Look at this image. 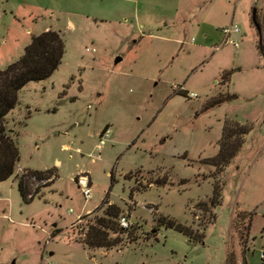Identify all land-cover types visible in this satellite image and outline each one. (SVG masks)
<instances>
[{"label": "rangeland", "instance_id": "rangeland-1", "mask_svg": "<svg viewBox=\"0 0 264 264\" xmlns=\"http://www.w3.org/2000/svg\"><path fill=\"white\" fill-rule=\"evenodd\" d=\"M180 3L0 0V69L44 30L59 32L64 48L54 73L19 90L7 115L20 160L0 182V264H226L227 257L264 264V0H202L190 12L200 25L187 32L177 20ZM231 24L238 47L212 50ZM172 84L197 96L174 93ZM226 93L237 98L205 109ZM224 117L249 121L253 131L216 172L210 158ZM47 169L55 177L31 178L33 200L25 203L17 178ZM84 174L88 200L76 183ZM213 186L222 195L215 208ZM104 199L126 213L130 228L112 249H87L83 232L103 214ZM159 216L204 234L195 242L158 226ZM234 222L249 232L240 236Z\"/></svg>", "mask_w": 264, "mask_h": 264}, {"label": "trees", "instance_id": "trees-1", "mask_svg": "<svg viewBox=\"0 0 264 264\" xmlns=\"http://www.w3.org/2000/svg\"><path fill=\"white\" fill-rule=\"evenodd\" d=\"M63 55L64 48L62 37L59 32L54 30H44L30 39L29 44L25 47L24 54L21 55L16 62L11 63L10 65L8 64L4 69H0V182L8 180L15 175L16 166L20 160L17 134L13 129L7 127V115L18 102L17 94L19 90L29 82L44 80L53 74L58 68ZM224 72L221 80L227 83L229 78H231V72ZM180 94L187 98L188 92L184 91L180 92ZM236 98L237 95L234 93L216 95L205 104V109ZM223 121L224 124L220 148L218 153L210 158V164L214 166L216 172H221L227 165H229L239 149L242 148L244 144V136L249 131H252L250 125L239 124L234 121V119L232 120L225 117ZM52 177H55V174L51 169L45 171L25 170V172L17 178L18 189L23 201L29 203L33 200L34 194L30 187L31 178H34V180L45 181ZM216 189L217 187L213 186V199L210 200L212 208L220 205V201L222 200V195L219 189ZM104 204L106 205L103 209V214L96 218L92 225L89 224L87 229L83 232L84 240L82 243L87 249H112L121 244L119 234L128 232L129 230L121 227L118 223L119 216L123 214L121 208L116 204H109L107 199H104ZM241 215L242 216L238 218L239 221L246 218L245 213H242ZM214 217L215 216H212L209 222L214 221ZM157 221L158 226L161 225L175 228L195 242L200 241L204 234L202 231H193L190 227H186L174 219L159 216ZM248 227L249 224L248 226H242L240 223L239 225H236L235 223V228L240 232V236L244 234V231L249 232ZM157 229L158 227L156 230ZM57 234L58 231L56 230L52 238ZM111 235L115 236L112 237ZM226 264L236 263L235 261H232L230 257H227Z\"/></svg>", "mask_w": 264, "mask_h": 264}, {"label": "built area", "instance_id": "built-area-1", "mask_svg": "<svg viewBox=\"0 0 264 264\" xmlns=\"http://www.w3.org/2000/svg\"><path fill=\"white\" fill-rule=\"evenodd\" d=\"M220 33L222 35V40L220 43H216L213 46L214 50H219L221 48H223L224 46L230 45L233 46L235 48L238 47V42L236 41V39L233 38V35H238L240 33L239 28L236 24H231L229 26H224L220 29ZM172 90L174 93H180V92H184L187 91L185 89L184 86L182 85H178V84H172L171 86ZM188 92V91H187ZM197 94L194 92H188L187 98H193L196 97ZM111 134V129L109 126L105 127L101 134H100V144L98 145V148L100 149L103 145H105L106 141L109 139ZM78 188L80 189V191L82 192L83 198L85 200H88L91 196V186H90V177L88 175H80L79 179H77L76 181ZM78 220L74 223V227L77 229H80V222H81V218H77ZM118 223L121 227L129 229L130 228V223L127 219L126 213L124 212L122 215L119 216L118 218ZM82 229V227H81ZM80 229V230H81ZM260 257L261 259H264V252L260 253Z\"/></svg>", "mask_w": 264, "mask_h": 264}, {"label": "crops", "instance_id": "crops-1", "mask_svg": "<svg viewBox=\"0 0 264 264\" xmlns=\"http://www.w3.org/2000/svg\"><path fill=\"white\" fill-rule=\"evenodd\" d=\"M187 1V2H185ZM202 0H181V3H180V6L179 8L177 9V14H180V17L177 19L178 20V23H180V28H182L185 32L188 31L189 27L191 25L193 26H198L200 25L196 20H195V17H192V19L190 18V12H191V9L193 8H202V4L200 3ZM212 50H213V47H212ZM221 49H217L215 51H220ZM261 67H264V63L261 65ZM225 118V117H224ZM223 118V119H224ZM236 122H238V120H235ZM246 121V120H245ZM239 121L240 124H247V125H250L251 128L253 129V126L251 125V123H249V121ZM224 122V121H223ZM222 130H223V126H222ZM253 131V130H252ZM251 131H249L245 136H244V144L243 146L245 145V143H247V140H248V136L250 134ZM221 135H222V131H221ZM242 146V148H243ZM240 151H241V148L240 150L238 151V153L236 154V156L233 158V160H231L232 162L234 161V159L236 160L237 156L240 154ZM216 155V154H215ZM228 166V165H227ZM226 166V167H227ZM236 168V167H235Z\"/></svg>", "mask_w": 264, "mask_h": 264}, {"label": "water", "instance_id": "water-1", "mask_svg": "<svg viewBox=\"0 0 264 264\" xmlns=\"http://www.w3.org/2000/svg\"><path fill=\"white\" fill-rule=\"evenodd\" d=\"M255 10L256 9H254L253 10V12H252V19H253V22H254V24H255V28H256V30L258 31V33L260 32V29H259V25L256 23V19H255ZM260 36V35H259ZM259 50L262 52V54L264 55V46H263V42H262V39H261V36H260V40H259ZM121 60V57H119V58H116V62H119Z\"/></svg>", "mask_w": 264, "mask_h": 264}]
</instances>
